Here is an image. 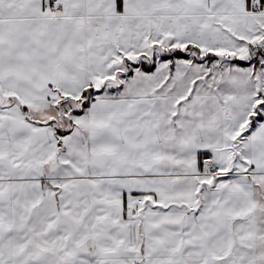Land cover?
<instances>
[{"label": "snow or ice", "instance_id": "obj_1", "mask_svg": "<svg viewBox=\"0 0 264 264\" xmlns=\"http://www.w3.org/2000/svg\"><path fill=\"white\" fill-rule=\"evenodd\" d=\"M0 264H264V0H0Z\"/></svg>", "mask_w": 264, "mask_h": 264}]
</instances>
